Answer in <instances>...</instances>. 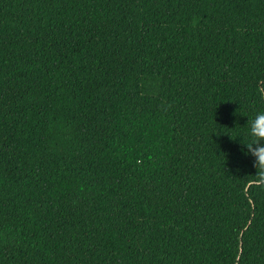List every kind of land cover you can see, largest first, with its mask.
I'll use <instances>...</instances> for the list:
<instances>
[{
	"label": "trees",
	"instance_id": "1",
	"mask_svg": "<svg viewBox=\"0 0 264 264\" xmlns=\"http://www.w3.org/2000/svg\"><path fill=\"white\" fill-rule=\"evenodd\" d=\"M262 110L264 0H0V264H264Z\"/></svg>",
	"mask_w": 264,
	"mask_h": 264
},
{
	"label": "clouds",
	"instance_id": "2",
	"mask_svg": "<svg viewBox=\"0 0 264 264\" xmlns=\"http://www.w3.org/2000/svg\"><path fill=\"white\" fill-rule=\"evenodd\" d=\"M247 119V125L240 127L244 131L238 138H241L244 154L255 160L258 176L264 177V110Z\"/></svg>",
	"mask_w": 264,
	"mask_h": 264
}]
</instances>
